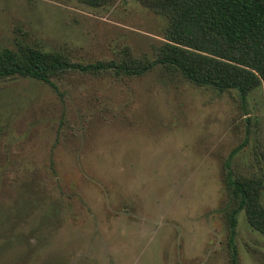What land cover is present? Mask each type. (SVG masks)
<instances>
[{"label":"rangeland","instance_id":"374dc122","mask_svg":"<svg viewBox=\"0 0 264 264\" xmlns=\"http://www.w3.org/2000/svg\"><path fill=\"white\" fill-rule=\"evenodd\" d=\"M166 27L134 0H0V51L79 64L151 58ZM51 81H0V264H228L223 163L264 208V87ZM235 219L238 264H264V234Z\"/></svg>","mask_w":264,"mask_h":264},{"label":"trees","instance_id":"16d2710c","mask_svg":"<svg viewBox=\"0 0 264 264\" xmlns=\"http://www.w3.org/2000/svg\"><path fill=\"white\" fill-rule=\"evenodd\" d=\"M98 7L113 0H80ZM167 19L162 42L152 57L134 56L123 47L114 58L79 64L57 55L24 47L18 53L0 51V81L29 78L56 90L51 79L68 74L130 81L151 73L218 92L234 90L240 101L264 87V0H134ZM234 152V151H233ZM230 157V156H229ZM229 159V158H228ZM224 220L228 264H238L233 243L236 215L264 234L262 183L235 175L223 163Z\"/></svg>","mask_w":264,"mask_h":264}]
</instances>
